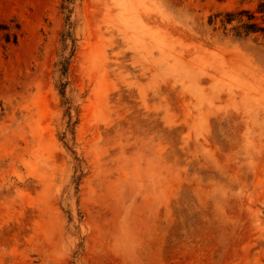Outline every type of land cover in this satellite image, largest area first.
<instances>
[{
	"label": "rangeland",
	"instance_id": "obj_1",
	"mask_svg": "<svg viewBox=\"0 0 264 264\" xmlns=\"http://www.w3.org/2000/svg\"><path fill=\"white\" fill-rule=\"evenodd\" d=\"M258 5L0 0V264H264Z\"/></svg>",
	"mask_w": 264,
	"mask_h": 264
},
{
	"label": "trees",
	"instance_id": "obj_2",
	"mask_svg": "<svg viewBox=\"0 0 264 264\" xmlns=\"http://www.w3.org/2000/svg\"><path fill=\"white\" fill-rule=\"evenodd\" d=\"M258 13L263 17L264 22V0H259ZM222 15H216V18H221V25L226 29L228 25L231 26L229 32L232 35V38L237 40H247L253 35H262L264 38V26L257 22L254 14L249 11H239L237 13H227L223 17ZM210 22H214L211 18ZM71 38L69 34L63 36V42H66L67 39ZM67 47V45H66ZM69 57L63 55L59 62L60 72L65 74L69 65Z\"/></svg>",
	"mask_w": 264,
	"mask_h": 264
}]
</instances>
